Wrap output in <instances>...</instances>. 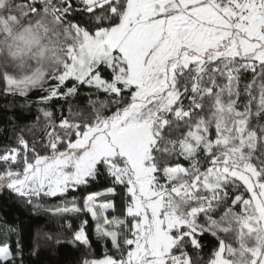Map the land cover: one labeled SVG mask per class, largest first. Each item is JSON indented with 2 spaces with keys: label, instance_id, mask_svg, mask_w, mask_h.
I'll list each match as a JSON object with an SVG mask.
<instances>
[{
  "label": "snow or ice",
  "instance_id": "obj_1",
  "mask_svg": "<svg viewBox=\"0 0 264 264\" xmlns=\"http://www.w3.org/2000/svg\"><path fill=\"white\" fill-rule=\"evenodd\" d=\"M0 52V264H264V0H0Z\"/></svg>",
  "mask_w": 264,
  "mask_h": 264
},
{
  "label": "trees",
  "instance_id": "obj_2",
  "mask_svg": "<svg viewBox=\"0 0 264 264\" xmlns=\"http://www.w3.org/2000/svg\"><path fill=\"white\" fill-rule=\"evenodd\" d=\"M3 102L4 101L0 99V103ZM0 216H4L9 223H15L18 217L19 221L23 222L26 235L28 236H30L35 229L45 227L44 217L29 216L26 210L18 208L14 203L9 201L7 199V194L0 197ZM77 256V253L62 248L57 254L43 253L41 261H52L53 264H69V262L74 260Z\"/></svg>",
  "mask_w": 264,
  "mask_h": 264
},
{
  "label": "clouds",
  "instance_id": "obj_3",
  "mask_svg": "<svg viewBox=\"0 0 264 264\" xmlns=\"http://www.w3.org/2000/svg\"><path fill=\"white\" fill-rule=\"evenodd\" d=\"M3 58H4V53L0 52V60H2ZM54 63H55L54 61H51V57H46L43 60L44 70L45 71L50 70V68L54 66Z\"/></svg>",
  "mask_w": 264,
  "mask_h": 264
}]
</instances>
